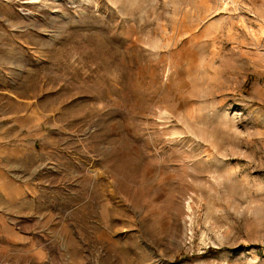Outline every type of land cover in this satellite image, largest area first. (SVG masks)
<instances>
[{
  "label": "rangeland",
  "instance_id": "rangeland-1",
  "mask_svg": "<svg viewBox=\"0 0 264 264\" xmlns=\"http://www.w3.org/2000/svg\"><path fill=\"white\" fill-rule=\"evenodd\" d=\"M0 93V264H264V0H0Z\"/></svg>",
  "mask_w": 264,
  "mask_h": 264
},
{
  "label": "crops",
  "instance_id": "crops-1",
  "mask_svg": "<svg viewBox=\"0 0 264 264\" xmlns=\"http://www.w3.org/2000/svg\"><path fill=\"white\" fill-rule=\"evenodd\" d=\"M1 94V93H0ZM14 95V94H13ZM15 101V105L19 104L22 105V102H20L21 100L17 101V99H13ZM17 102V103H16ZM12 104V106L14 105ZM22 110L20 109V112L18 114H21ZM17 115V114H16ZM19 127V128H18ZM15 133L13 129H8L6 130L7 132L5 134H3L4 136H6L7 138H13L17 136L18 133L19 134V138L20 140H16V142L11 143L12 145L10 146L9 144L6 145H2L0 143V171H2L4 168L8 170L7 167H9L10 165H16L18 164V158L20 161L23 160V152H24V145H23V141H22V135L21 132L23 131L22 125L21 124H15ZM10 173H12L10 171ZM13 175V174H12ZM13 177L16 178V176L13 175Z\"/></svg>",
  "mask_w": 264,
  "mask_h": 264
}]
</instances>
